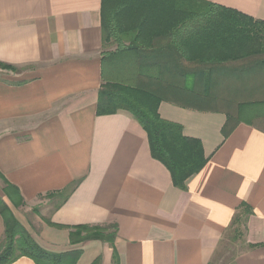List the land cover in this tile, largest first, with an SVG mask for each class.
I'll return each instance as SVG.
<instances>
[{"label":"crops","instance_id":"1","mask_svg":"<svg viewBox=\"0 0 264 264\" xmlns=\"http://www.w3.org/2000/svg\"><path fill=\"white\" fill-rule=\"evenodd\" d=\"M162 1L171 13L174 0ZM202 1L237 13L239 22L264 23V0ZM137 43L174 46L151 31ZM103 51L101 0H0V64L13 68H0L1 176L25 206L71 186L46 220L116 224L117 232L113 247H71L66 229L16 220L44 249L81 250L77 264H112L113 253L118 264H214L228 239L237 249L230 264H264L263 58L225 63L211 89L209 78L199 88L191 76L186 88L162 96L159 117L198 140L207 159L180 190L128 112L96 114ZM228 117L234 129L224 139ZM3 232L0 216V240Z\"/></svg>","mask_w":264,"mask_h":264},{"label":"trees","instance_id":"2","mask_svg":"<svg viewBox=\"0 0 264 264\" xmlns=\"http://www.w3.org/2000/svg\"><path fill=\"white\" fill-rule=\"evenodd\" d=\"M162 3L165 2L101 0L102 49L110 43L115 47L111 52H102V67L108 61L111 70L107 76L104 70L101 74L103 83L98 91L96 114L128 112L145 131L152 158L168 170L174 187L185 190L186 181L201 171L207 159L198 140L184 136L181 126L159 117L158 105L162 96L170 90L172 92L174 87L186 88L191 76L199 88L209 78L206 83L213 88L212 76L219 68L227 66L225 63L255 57L264 60V23L245 17L239 22L237 13L202 0H174L171 13L160 6ZM159 30L162 33L157 34ZM150 31L151 38H167L168 41L172 38L174 46L140 47L138 40ZM203 54L209 57L203 59ZM0 68L13 70L2 64ZM219 89L223 90L221 84ZM191 93L194 98L195 92ZM233 129L234 124L228 117L221 130L223 138L226 139ZM0 180L10 206L22 207L24 201L18 190L1 174ZM72 189L70 186L64 192L46 196L65 200ZM0 216L4 225L0 264H11L20 257H26L34 264H77L81 250L56 253L42 248L1 198ZM45 223L68 230L71 247L89 241L113 247L116 238V224L65 227L47 220ZM112 259L113 264H118L115 253ZM91 264H100V258Z\"/></svg>","mask_w":264,"mask_h":264},{"label":"rangeland","instance_id":"3","mask_svg":"<svg viewBox=\"0 0 264 264\" xmlns=\"http://www.w3.org/2000/svg\"><path fill=\"white\" fill-rule=\"evenodd\" d=\"M114 47H115L114 43H110V45H107L105 47L104 51L111 52L114 50ZM103 70H104V74L107 76L111 70L110 64L108 61H105ZM107 79L110 80L109 78ZM124 83L125 84L128 83V85H133L131 82H124ZM233 89H234L233 86L231 85V83H229L228 85L229 93ZM230 94H234V91L231 92ZM2 187H3V184L0 181V198L9 207L13 215L15 214V216H17V218L26 225L31 224L34 227L37 224L36 228L39 226L38 224H40L41 221L43 223L45 222L46 218H48L49 216V212L51 211V209H53L55 207V204H57L60 201V198L58 196H56L55 198L48 197V196H44V197L40 196L35 202L31 203L30 205H27V206L23 205L22 207L15 209L12 206H10V204L5 199L4 194L2 192ZM221 247L216 253L214 264H230L234 254L237 252V249L234 247L233 242L229 239L226 242V246H223V243H222Z\"/></svg>","mask_w":264,"mask_h":264}]
</instances>
